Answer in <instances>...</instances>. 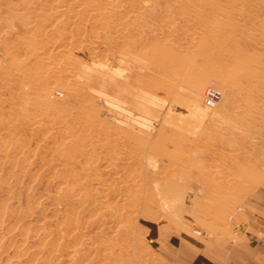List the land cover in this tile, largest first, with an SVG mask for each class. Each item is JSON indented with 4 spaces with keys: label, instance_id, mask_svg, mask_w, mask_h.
Returning a JSON list of instances; mask_svg holds the SVG:
<instances>
[{
    "label": "rangeland",
    "instance_id": "374dc122",
    "mask_svg": "<svg viewBox=\"0 0 264 264\" xmlns=\"http://www.w3.org/2000/svg\"><path fill=\"white\" fill-rule=\"evenodd\" d=\"M121 1L123 4H119V0H101L99 2L100 12L94 11L95 5L93 4V9L86 11H80V6H75L77 9L74 11H68L65 7L60 12L62 15L57 19L52 10L46 9V0H32L31 2L27 0L29 2L27 4L31 7L38 6L40 10L37 8V11L35 8V10L33 9L35 13L31 11L22 16V19L27 22V32L21 31L22 41L31 42L39 38V43H43V50L37 48L36 50L40 52L37 54L47 61L44 65L49 63L53 74L56 75L54 76L56 79L54 84L58 85V89L54 88L55 90L51 92L49 98L53 100L54 106L61 105L63 107L59 106L58 108L64 109L61 111L49 109V111L48 106H38L39 101L35 103L36 100H33L32 95L35 96L34 90L37 89L35 86L40 84L35 85L32 79V81L27 79L30 78L28 72L31 73L35 67L37 73L45 69L43 64L36 65L37 63H35L38 62L35 56L36 50L33 54L32 50L26 48L24 50L21 45L18 48H14L12 44L7 45L9 47L7 51L12 53L17 62L23 63L22 65L17 63V65L24 67H18V71L13 68L8 72L5 70L6 64L0 71V85L4 86L3 88L0 86V214L4 209L7 211L5 215H0V264H14L18 256L21 258V264H191L199 261V257L204 258L216 250H221V243L235 245L242 241L256 242L264 239V113L254 114V119L249 123L233 118L237 108L243 113L248 111L243 104L245 99L251 100L253 104L261 103L259 109L264 111V97H262L263 101L259 98L261 95L264 96V60H254L261 76L257 80L252 79L251 84H249L251 89L248 95H236L237 99H234L235 92L229 88L233 83L229 78L225 80L211 78L203 86L202 99L199 104L183 100L176 102L169 110H164L167 106L166 103L158 102V117L163 118V121L166 122L163 130L164 137L162 138L157 136L151 140L152 137L149 136L145 127L138 123L137 126L135 125L136 132L134 133L129 128L125 129L124 134L127 139L125 138L124 142L119 143L118 140H113L116 136L114 135L116 126L113 122L102 118L94 124L97 126L93 125V128L90 125L85 126L86 123L81 122L80 115L77 117L79 109L77 105L80 106L81 100L75 97V99L67 98L68 96L64 94L61 88L66 85L67 79L72 81L74 78L73 83L74 81L75 83L80 82V76L76 77L73 74L62 72L67 66H70L67 62L71 61L76 56L75 54H78L79 58V54H81L83 56L81 59L92 56L94 59L104 60L105 58L106 61H109V64L106 62L105 65L98 66L101 71L99 70L100 73L97 78L101 81L97 88L103 93H106L111 86L108 75L121 78L120 80L123 82L131 83V76H128L131 73L129 58H123L121 63L118 60L120 64L114 61L115 57L119 58L125 52V41L121 37L124 34L117 32L114 28V25L119 23L118 21H122L120 15L125 13V10L134 7L139 9L143 6L144 13L146 14L148 11L147 15L144 14L147 20L143 21L151 23L145 22L141 27L139 26L140 30L147 35L162 38L164 37L162 36L163 33L167 34L171 31L169 37L173 36L175 41L178 39L177 41H182L183 45L190 42L194 27L189 26V23L184 20L185 18L180 17V10L177 6L171 7L173 11L170 10L169 7L173 6L172 1L147 0L146 3V0ZM16 5L24 11L22 9L23 4ZM146 5L147 7H145ZM152 7L156 9L152 11ZM20 10L16 12H22ZM1 13L2 18L8 17L6 12ZM172 13L174 15H170ZM42 15L45 17L41 21ZM109 16L114 20L112 21ZM73 18L75 19L73 20ZM116 18L117 21H115ZM53 19L59 21V31H55L53 28ZM160 20H162V25ZM104 21L107 22L106 29ZM158 21L159 23H157ZM32 22L35 23H33L34 27ZM163 22L166 24L169 22V24L163 25ZM259 22L261 21L254 24L252 22L247 23V32L258 33L260 31L261 35H264V29L260 30ZM147 23L148 25H146ZM43 24L44 27L40 26ZM61 24H64L65 28ZM153 25L156 28H152ZM157 25L159 27L161 25V27L159 28ZM72 27H76V29ZM174 29L177 32H174ZM95 30L97 34H95ZM132 33L129 36H132ZM28 34L32 35L31 38ZM51 37L52 39L61 38L60 40L57 39L59 42L54 40L55 43L50 41ZM173 37L172 39H174ZM66 38L71 40H65ZM37 47L39 46L37 45ZM84 52H86L85 55ZM71 54L72 57H69ZM108 55L109 57H107ZM262 55L264 56V51ZM34 64L35 66L30 68ZM55 66L59 69L58 72ZM24 68L26 70H23ZM35 70L32 73H35ZM86 73L83 72L84 75ZM9 77L12 80L8 79ZM51 81H48L47 84L52 85L50 84ZM177 81H179V75H170L169 82L176 85ZM209 86L220 92L214 105H208L205 102L204 92ZM27 87H30L29 89L33 92L28 91ZM254 87L255 89L252 91ZM5 90L7 91L5 92ZM259 92L263 93L260 94ZM23 94L25 95V102L20 96ZM31 96L33 98L30 102ZM117 97L122 102L129 101L126 94L123 97ZM29 98L30 100H28ZM8 99L12 100L9 101ZM95 102L103 106L96 99ZM26 103H32L33 106L27 104L26 107ZM24 107L28 108V111ZM39 107H43L42 110ZM34 109L38 110L36 114ZM131 109L130 106L128 110ZM71 117L72 119H70ZM137 121L140 120L137 119ZM29 123L31 125H28ZM70 124L71 126H68ZM65 126L68 129H73H70L71 134ZM100 127L104 128L101 129L102 132ZM202 129L205 130L204 134ZM130 134H139L137 138L140 142L136 141L137 138L131 139ZM80 136L84 138L82 139ZM141 138L143 139L141 140ZM85 139L89 140L86 141ZM90 140L91 142L88 143ZM132 140H135L137 145ZM105 141L106 144L108 141L110 143L108 142L106 145L104 144ZM121 143L125 144L121 145ZM69 144L71 148L69 147L68 151L66 145ZM87 144L89 145L87 146ZM115 146L116 150H114ZM126 149H128L127 152ZM70 150L74 151L71 154L76 155L75 158L70 156ZM117 151L120 155L117 154ZM95 153L96 156H94ZM61 156L66 157H63L64 161L65 159L67 161H65L66 164ZM54 157L55 159H53ZM70 157L72 158L70 159ZM72 159H75L77 163ZM129 160L134 161L129 162ZM69 164L73 165L70 166ZM86 168L88 169L86 170ZM56 169H62L63 173L75 171L74 177L70 179L71 182L68 180L67 183L63 184L64 181L61 177V183L60 176H56L57 178L54 176ZM78 170L79 172L84 171L78 173ZM65 185L66 188L68 185L67 189L63 187ZM61 188H64L65 191L58 192ZM78 192H80V196L76 195ZM7 206H10L8 208L11 211H8ZM29 209L32 210L30 214ZM18 215L19 217H17ZM17 218L21 220L17 221Z\"/></svg>",
    "mask_w": 264,
    "mask_h": 264
},
{
    "label": "bare ground",
    "instance_id": "6f19581e",
    "mask_svg": "<svg viewBox=\"0 0 264 264\" xmlns=\"http://www.w3.org/2000/svg\"><path fill=\"white\" fill-rule=\"evenodd\" d=\"M31 1L32 0H30V2ZM100 1L101 0H46L45 6H46V9L52 10V12H54V15L57 16V19H59L58 17H60L62 15V13H60V12L63 9H65V7L67 8L68 11L69 10L74 11V10L77 9V8L75 9V6L76 7L80 6L79 7L80 8V11H86L88 9H93V6H92V4H93V5H95L94 6V11L97 10L96 12H100V10H99L100 9L99 8V2ZM170 1H172V3H173L172 5L173 6H170V7L167 6V7H169V8L172 7L173 8V7L177 6L178 9L180 10L179 13L182 15V16L180 15V17H182L183 19L185 18L184 20L186 21V23H189V26L191 25V26L194 27V31L191 33L190 42H188L189 41L188 40L187 41L188 42L187 45H183L182 44V41H177L178 39L175 41V38L173 36L172 37L174 39H172V37L170 38L169 37V34H171V31L170 32L168 31L169 33H167V34H165V33L162 34L161 32H159V33L162 34V36H164V37L160 38L159 36H155L154 37V35H147L145 32H143L142 30H140V27L142 26V24H144L145 22H148L149 23V21H143V20H147L145 18V15H147V13H148V11L146 12V14L144 13V11H143L144 10V7L143 6L140 7L139 9H136L135 7L133 9L132 8L130 9L128 7L129 9L125 10V13H123V14L120 15V18L122 19V21L120 20V21H118L119 23H116V24L113 23V24H115L114 25V28L116 29V31L117 32H122L124 34V35H122V36L120 35V36L123 37V39L125 41L124 42L125 43L124 44V47H125L124 50L126 52V53L124 52L123 54H121V57H119V58H116L115 57L116 55H115L114 57L117 60L114 59V61L115 62L116 61L118 62V60H119V62L121 63V61L123 60V58H129L128 60L131 61V63H130L131 64V66H130L131 73L128 76H131V78H130L131 83H129V82H127V83L126 82H123V80H120L121 78H116V77H113L112 75L111 76L108 75L109 82H110L111 86L112 85L113 86L111 87L109 85L110 87L107 90V92L106 93H103V91H101L100 89L97 88L98 85L100 84V81H101V80H99V78H97L98 75H99V73H100L99 72L100 69L98 68V66L103 65L106 62H108L107 64H109V61L108 60L106 61L105 58H104V60H102V59L101 60H98V58L97 59H94V58H92V56L90 58L81 59V58H83V56H81V54H79L80 55V58L77 56L78 54H75L76 56L73 57V59L71 61H69V62L66 61L67 63L70 64V66H67L64 70H62V72L67 73V74H69V73L70 74H73L76 77H79L80 76L81 79L79 78L80 79V82L79 83H75V81L73 83L72 81L74 80V78H73L72 81H70L69 79H67V82L65 81L66 82L65 83L66 85L65 86L63 85L62 87L61 86L60 87L62 88L64 94L66 96H68L67 98L70 97L71 99H73L75 97V98L81 100V104L79 103L80 106L77 105L78 108H79L78 109V113L79 114L77 113V117H78V115H80L81 122L86 123L85 126L86 125H90V127H93V125L96 124L98 121L102 120V118H106L107 121H111V122H113L115 124L116 127H115V134L114 135H116V136L113 138V140L114 139L116 141L118 140V142L120 143V142H124L125 141V138L127 137V136L125 137V134H124L125 133V129L126 128H129L130 131L132 130V132L134 133V132H136L135 131V129H136L135 128V125L139 123L140 126H144L145 129H146V131H148L149 136L152 137L151 140H154V138L157 137V136H159L160 138L164 137L163 130L165 129V125H166V122L163 121V118H159L158 117V114H157V112H159V110L157 108L158 107V105H157L158 102H164V103H166L167 106H166V108H164V110H169L172 106H174V104L176 102H180V101H183V100L190 101L193 104H199L201 102V99H202V94H203L202 93V89H203V86L211 78H216L217 80H225L226 78H229V80L233 83L231 86H229V88L233 92H235V94L233 95L234 96L233 97L234 99H237L236 95L237 96L238 95L239 96H241V95L244 96V95H248L249 94L250 89H251V86L249 84H251L252 79L257 80L261 76V74H260L261 72L259 73V70L257 69V66H256L257 64L254 63V60L255 61H263L264 60V56L262 55V53L264 51V35H261L260 31L258 33L257 32L256 33H253V32L252 33L251 32L249 33V32H247V30H248L247 23L252 22V24H254L255 22L257 23L258 21H261V22H259L260 23L259 24L260 25L259 28H260V30L261 29H264V0H170ZM146 2H147V0L145 1V3ZM27 3H29V2H27V0H0V13L1 12L3 13V11H4V13L6 12V14L8 16V17H3L2 18L1 15H0V71H1L2 67L4 65H6V64H7L6 65L7 67H5L6 68L5 70L8 71V72L11 69H13V68L17 69L18 67H22V66H18L17 65V63H19V62H17V60L13 57L12 53L9 52V51H7V49L9 48L7 45H9V44H12V46L14 48H16V47L18 48L19 45H21L24 48V50H25V48L28 49V50H32L33 51V54L36 52L35 53V56H36L37 59L36 58L35 59L39 62V63L38 62H35V63H37L36 65H41V64L44 65L47 62L44 59H42L43 57L41 55L37 54V52H39V51L36 50V49L37 48H41L43 50V47H44V45H43L42 42H41L42 45H40L41 43H39V41H40V40H38L39 38L36 39L35 41H31V42L30 41H27V42H25V41L23 42L22 41L23 38H21L22 37L21 31L27 32V28H26V25H27L26 23L27 22H25V20L22 19V16L25 15L26 13H28V12H31V11L33 12V9L35 10V8H36V10H37V8H38V6L37 7L36 6H32L31 7V5H29ZM120 3H122V1L120 2V0H119V4ZM167 3H169V1ZM16 4H18V5L19 4H23V8L22 9L24 11L20 10L19 9V6L17 7ZM145 7H147V5ZM154 7L151 8L152 11H154L156 9V8L154 9ZM172 8L170 10H172ZM38 9L40 10V7ZM103 9H105V8H103ZM17 10H20L22 12H16ZM145 10H146V8H145ZM89 12H91V10H89ZM171 12H169V13H171ZM33 13H35V12H33ZM48 13H50V12H48ZM75 13H80V12H75ZM87 13H88V11H87ZM119 13H120V11H119ZM155 13L157 15V11ZM173 13L170 14V15L176 14V13H174V14ZM149 14H150V12H149ZM161 14L162 13H160V15ZM34 15L36 16V14H34ZM44 15H45V13H44ZM44 15H42L43 17H41V21H42V18L45 17ZM75 15H77V14H75ZM99 15H101V14H99ZM170 15H169V17H170ZM94 16H97V15H94ZM110 16H112V15H110ZM110 16H109V18H110ZM162 16H163V14H162ZM88 17H89V15H88ZM97 17H99V16H97ZM97 17H95V18H97ZM67 18H69V17H67ZM75 18H73V20ZM57 19H53V22L51 21L52 23H54V25H53L54 27L53 28H55V31H59L58 25H60V23H59V21H55ZM162 19H163V17H162ZM167 19H169V18H167ZM179 19H181V18H179ZM63 20H64V18H63ZM117 20L118 19L116 18L115 21H117ZM155 20H157V19H155ZM90 21H92V19ZM161 21L162 20H160V23H161ZM262 21H263V24L261 25ZM153 22H154V20H153ZM28 23H31V22H28ZM33 23L34 22H32V26H33ZM104 23H105V21H104ZM106 23H105V29L107 28L106 27ZM148 23L146 25H148ZM157 23H159V21ZM165 24L166 23L163 22V25H165ZM168 24H169V22H168ZM168 24H166V25H168ZM173 24H175V23H173ZM61 25H63V27H64V24H61ZM69 25H70V22H69ZM161 25H162V23H161ZM161 25H160V27H161ZM37 26H38V23H37ZM40 26H43L44 27V24L43 25H40ZM72 26H73V24H72ZM78 26H79V24H78ZM150 26H152V25H150ZM169 26L172 27V25H169ZM45 27H47V26L45 25ZM72 28H75L76 29V27H72ZM152 28H156V27L153 25ZM152 28H151V30H152ZM173 28H174V25H173ZM38 29H40V28L38 27ZM162 29L163 28H161V30ZM60 30H62V29H60ZM84 30H85V28H84ZM97 30H98V28H97ZM37 31H39V30H37ZM53 31H54V29H53ZM65 31H67V30H65ZM93 31H94V29H93ZM132 31H133V33H132ZM173 31L174 32H177V30L175 31V29ZM75 32H77V31H75ZM75 32H74V34H75ZM162 32H164V31L162 30ZM166 32H167V30H166ZM131 33L133 35L132 36H129V35H131ZM30 34H32V33H30ZM30 34H28V36H30V38H31L32 35H30ZM95 34H97V31H96ZM43 35H44V33H43ZM185 35H186V33H185ZM36 36H40V35H36ZM52 37H54V36H52ZM52 37H51V40H50L51 42L52 41L55 42L54 40L58 41L57 39L59 37L57 39H55V38L52 39ZM55 37H56V35H55ZM60 38H59V40H60ZM186 38H187V36H186ZM67 39H69V38H66L65 40H67ZM181 39H179V40H181ZM70 40L71 39H69V41ZM73 42H74V40H73ZM37 45L39 47H37ZM66 45H65V47H66ZM48 46H49V44H48ZM52 46H53V44H52ZM48 48H46V49L48 50ZM76 49H78V48H76ZM34 50H36V51L34 52ZM82 50L84 51V49H82ZM107 51H109V50H107ZM127 51H129V53H127ZM76 52H78V51H76ZM86 52L88 53L87 50H86ZM86 52H84L83 54L85 55ZM44 53H45V48H44ZM79 53H81V52H79ZM91 53H94V52H91ZM25 54H26V51H25ZM112 54H114V53H112ZM26 55H24V56H26ZM45 55H46V53H45ZM69 57H72V54ZM107 57H109V55ZM18 60H20V59H18ZM21 60L23 61V59H21ZM27 63H29V62H27ZM19 64L22 65L23 63L22 64L19 63ZM50 64H55V63H50ZM16 65H17V67H16ZM34 66H35V64L32 67H30V68H33ZM121 66H122V64H121ZM25 67H27V66H25ZM43 67L45 69L42 72L37 73L36 70H35L36 67L34 69H32V72H33V70H35V73H32V72L29 73L30 71L28 72V74H30V78H27V79H30V80L32 79L33 80V83H35V85L36 84L37 85L40 84L39 86H35L34 85L37 88L36 90H34L35 96H34L33 93H31L33 91H31L29 89L30 87H27V90L29 89L28 91H31L29 93L33 94L32 95L34 97L33 100H36L35 103H37V101H39V103H37L38 106H40V105L41 106L42 105L43 106H48L49 107V108L47 107L48 110L51 109V110L54 111V109H55V111H58V110H60V108H58V107L59 106L60 107H63V106H61V105H59V106L58 105H55L54 106L53 100H51L49 98L51 92L53 90H55L54 88H57L58 87L57 84H54V83H56V79L54 78V76H56V75L53 74V70L51 69V66H49V63H48V65H44ZM63 67H64V65H63ZM96 67L98 68V70H97ZM22 68H21V70H22ZM55 68H56V71L59 70V69H57L56 66H55ZM21 70L19 69V71H21ZM23 70H26V69L24 68ZM39 70H41V69H39ZM17 71H18V69H17ZM83 72H87V73L84 75ZM15 73H18V72H15ZM28 74H27V76H28ZM172 74H174V76L175 75H179V81H177L176 85H174L172 82H169L170 75H172ZM5 75H7V74H5ZM76 77H75V79H76ZM25 78H26V76H25ZM63 78H65V77H63ZM8 79H10V77ZM10 80H12V79H10ZM57 80H59V79H57ZM48 81H51L50 84H52V85L47 84ZM30 83H29V86H30ZM57 83L59 84L58 81H57ZM4 84H5V82H4ZM17 84H18V82H17ZM14 85H16V83ZM7 86L9 87L10 85H7ZM35 87H33V88L35 89ZM254 89H255V87L252 89V91ZM7 90H5V92ZM27 90L25 89L26 94H27ZM258 90H260V89H258ZM259 93L262 94L263 92L262 93L259 92ZM20 94H21V92H20ZM124 94H126L127 98H129V101L122 102L121 100H118L117 99L118 98L117 96L123 97ZM15 95H16V92H15ZM23 95H20V96L24 100L25 99V95H24V97H23ZM263 95H264V93H263ZM20 96H19V98H20ZM28 96H27V98H28ZM32 96H31V100H30V98L28 99V100H30V102L32 101V98H33ZM9 97H10V95H9ZM9 97H6V98H9ZM14 97H16V96H14ZM262 97H264V96H262V95L259 96V98H261V100L263 101ZM6 98H5V100H6ZM95 99L98 100L101 104H103L104 107L98 105L95 102ZM10 100H12V99H10ZM28 100H27V102H29ZM72 101H71V103H73ZM23 102H25V100ZM5 103H6V101H5ZM32 103H26V107H27V104H29V105L31 104L32 105ZM71 103H70V105H71ZM65 104H67V103H65ZM65 104H63V105H65ZM243 104L245 105V107L247 108L248 111L246 113H243L242 111H239V109L237 108L236 109V112H234L235 115L233 116V118H235V120H237V121H244V122H248L249 123V122H251V120L254 119V116H253L254 114H256V113L258 114V112H259V114H263L264 113V111H262L261 109H259L261 107V103H259V104H253V102L251 100H248V99L246 100L245 99V101L243 102ZM17 105H18V103H17ZM29 105H28V107H29ZM72 105H74V104H72ZM129 105L132 107L131 110H128L129 107H130ZM14 106H16V104ZM26 107H24V108H26ZM42 108H40V110H42ZM27 109L28 108H26V110ZM62 109H64V108H62ZM11 111L13 112V110H11ZM29 111L32 112L31 110H29ZM36 111H38V110L37 109L35 110V114H36ZM69 113H72V112H69ZM73 115H75V114H73ZM134 116H135V118L139 119L140 121H137V119H135ZM72 117L70 119H72ZM74 118H76V117H74ZM60 120H62V119H60ZM78 121H79V119H78ZM83 123H81V124L84 125ZM28 125H31V124L29 123ZM72 125H74V124H72ZM77 125H79V124H77ZM108 125L110 126V124H108ZM68 126H71V124L68 125ZM94 126H97V125H94ZM109 126H107V127H109ZM66 127L67 126H65V128ZM93 128H92V132H93ZM70 129L73 130L72 128H69L68 129V127H67V130H70ZM101 129L103 130L104 128L100 127V130ZM71 130H70V133L69 134H71ZM88 130H89V128H88ZM100 130H98V131H100ZM102 130H101V132H102ZM204 131L205 130L202 129V133ZM65 132H66V130H65ZM87 134H88V132H87ZM99 135H100V133H99ZM137 136H139V134L138 135L130 134V138L131 139H136ZM80 137L82 139L84 138L83 136H80ZM108 137H107V139H108ZM90 139L92 140L93 138H90ZM142 139L143 138H141V140ZM71 140H73V138H71ZM74 140H75V137H74ZM87 140H89V139H87ZM91 140L88 143H90ZM66 141H68V140H66ZM106 141H105V143L104 142L103 143L106 144ZM128 141H129V139H128ZM136 141H139L138 138H137ZM136 141L134 143H136V145H137V142ZM101 142H102V140H101ZM108 142H107V144H108ZM111 143H112V141H111ZM151 143H152V141H151ZM78 144L79 143L77 142V145ZM91 144H90V147H92ZM122 144L123 143H121V145ZM126 144L128 145V143H126ZM88 145L89 144H87V146ZM66 146H68V151H69V147L71 148L70 144L69 145H66ZM116 146H115V149L114 150L117 149ZM130 146H132V145H130ZM146 146H145V149H146ZM127 148H128V146H127ZM64 149H66V148H64ZM128 149H130V148H128ZM128 149H126V152H127ZM91 150H92V148H91ZM70 151H71L70 152V156H72V157L75 158L76 155L73 156L71 154L72 152L74 153V151L73 150H70ZM200 151H202V150H200ZM117 152H118L117 154H119V151H117ZM146 152H147V150H146ZM96 153H95L94 156H96ZM144 153H145V151H144ZM78 154H80V153H78ZM61 155H62V153H61ZM146 156H148V155H146ZM63 157H65V156H61V158H63ZM68 157H69V155H68ZM72 157H70V159ZM89 157H91V156H89ZM97 158H100V157H97ZM53 159H55V157ZM70 159H69V161H70ZM72 160H75V159H72ZM126 160H128V159H126ZM63 161H64V158H63ZM65 161H66V159H65ZM65 161H64V163L66 164L67 161L66 162ZM77 161H78V159H77ZM77 161L75 160L76 163H77ZM131 161H134V160H131ZM131 161L129 160V162H131ZM59 162L60 161H58V163ZM61 162H62V160H61ZM132 163H131V165H132ZM72 165H70V166H72ZM142 166H143V164H142ZM75 167H76V165H75ZM110 168H112V167H110ZM70 169H72V168L70 167ZM78 169H79V167H78ZM83 169H85V168H83ZM87 169L88 168H86V170ZM60 170H57V169H56V171L53 170L55 172V175L54 176L55 177L56 176L57 177L60 176L59 177V180L62 177V180L64 181L63 184L67 183L68 180L70 181V179L74 177V172H75L74 170H73L74 172L72 171L73 173H71L69 170H68L69 172L67 171L68 173H65V172L63 173L62 172V169H60ZM82 171H84V170H81L80 172H82ZM80 172L78 170V173H80ZM97 174H98V172H97ZM130 175H131V173H130ZM132 175H133V172H132ZM75 180H78V179H75ZM73 182H74V180H73ZM78 182H80V181H78ZM136 182H137V180H136ZM61 183H62V181H61ZM136 184H138V183H136ZM152 184H153V182H152ZM68 185H67V188H68ZM76 185H78V184H76ZM81 185H83V184H81ZM106 186H108V185H106ZM63 187L66 188V185L63 186ZM108 189H109V187H108ZM120 189H121V187H120ZM63 190H64V188L63 189L61 188V190H58V192H62ZM78 190H80V189L78 188ZM90 190H92V189H90ZM114 190H116V189H114ZM94 191H95V189H94ZM76 195H79L80 196V192H78ZM74 197H76V196H74ZM8 207L10 208V206H7V208ZM9 208H8V211H11V209L9 210ZM163 208H165V207H163ZM31 211L29 209V211H28L29 214L31 213ZM1 212L2 213L0 215L3 216V215L6 214L7 211H6V209H4ZM12 215H13V213H12ZM17 217H19V215ZM19 220H21V219L20 218H17V221H19ZM77 248H79V247H77ZM14 264H21V258H20V256H18L17 259H15Z\"/></svg>",
    "mask_w": 264,
    "mask_h": 264
},
{
    "label": "crops",
    "instance_id": "0c3cea01",
    "mask_svg": "<svg viewBox=\"0 0 264 264\" xmlns=\"http://www.w3.org/2000/svg\"><path fill=\"white\" fill-rule=\"evenodd\" d=\"M221 250H216L209 256L199 257V261L191 264H215L227 262L230 264H264V239L256 242L242 241L230 245L221 243ZM211 251V250H209Z\"/></svg>",
    "mask_w": 264,
    "mask_h": 264
},
{
    "label": "built area",
    "instance_id": "2783aa9c",
    "mask_svg": "<svg viewBox=\"0 0 264 264\" xmlns=\"http://www.w3.org/2000/svg\"><path fill=\"white\" fill-rule=\"evenodd\" d=\"M219 95L220 92L216 88L209 86L206 88L204 92L205 102L208 105H213L215 101L218 99Z\"/></svg>",
    "mask_w": 264,
    "mask_h": 264
}]
</instances>
